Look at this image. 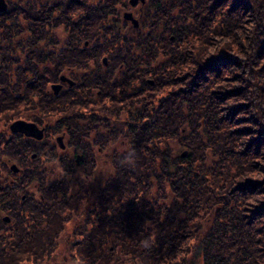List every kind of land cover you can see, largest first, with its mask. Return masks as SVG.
Returning a JSON list of instances; mask_svg holds the SVG:
<instances>
[{"label":"trees","instance_id":"1","mask_svg":"<svg viewBox=\"0 0 264 264\" xmlns=\"http://www.w3.org/2000/svg\"><path fill=\"white\" fill-rule=\"evenodd\" d=\"M6 2L0 122L67 140L0 132V264H57L70 221L62 264H264V0H146L129 37L109 23L126 0H59L52 53L39 0Z\"/></svg>","mask_w":264,"mask_h":264},{"label":"rangeland","instance_id":"2","mask_svg":"<svg viewBox=\"0 0 264 264\" xmlns=\"http://www.w3.org/2000/svg\"><path fill=\"white\" fill-rule=\"evenodd\" d=\"M23 1H25V0H23ZM145 7H146V0H143V2H140L139 0H137L134 5H132L130 3V0H126V3H124V4L119 3L114 8L116 13H117V17L114 18V20H112L113 18H111V21L109 23L111 25H114L115 27H117L124 36H128V37L132 36L140 28L139 26L141 25L140 23L142 22L143 17H144V8ZM125 14H131L132 19H135L138 22V26L133 27L132 21L124 18ZM19 21H21V25L23 27H25V22L22 19ZM54 31H55V33H53V32L52 33L54 34L56 39L52 42L53 38H51V40L49 41V44L46 45L45 47H44L43 43H41V42L34 44V45H33V43L30 45L25 44V38L28 35H31V33L27 30V27L23 28V30L21 32H19L20 35H18L16 37V39L21 41V44L23 45L24 52L29 48V46H32V45L34 47L40 46L41 48L43 47L47 50L48 49H54V50L56 49L57 50L62 46L63 41L66 40L67 33L62 26H60L59 28H57ZM14 66L15 65L13 63L12 67H14ZM73 73L74 74L76 73L75 70L73 71ZM60 74H64V71H62ZM65 74H68L67 71H65ZM16 119H18V118L17 117L14 118V120H16ZM10 123H8L7 125L5 123L3 125L2 122H0V132L6 131V133H8L9 131L7 130V128H8V125ZM5 125H6V127H5ZM104 154H105V150L101 153V155L98 156V160H100V159L102 160V162L100 163L103 167L101 169L103 171L102 174L100 173V171H101L100 170L98 172L99 178H96L94 180V182L92 180L88 181V189L90 190V192L93 193V195H94V191H95L94 188H96L98 185L100 187L101 186L100 184H101L103 177L107 173L112 171V166H111V162H110L111 156H109V158H107L105 156L106 154L105 155ZM209 161L210 160L207 158V162H209ZM8 164H9V166L11 165V163H8ZM89 203H90V201H89ZM211 219H213V218L210 215H208L207 218L205 220H203L204 225L206 226L207 223H210ZM74 225H75L74 221H70L69 224L66 226V231H65L64 235L62 236V238L60 240H58L57 250L54 253V257H53V260L56 261L57 264H62V262H64L63 259H65V257L68 255V252L66 251V245L70 244L73 240L76 239L74 235H71V232L68 233L70 228H72ZM60 251H63V252H61V256H59ZM65 263L68 264L69 261L65 262Z\"/></svg>","mask_w":264,"mask_h":264},{"label":"flooded vegetation","instance_id":"3","mask_svg":"<svg viewBox=\"0 0 264 264\" xmlns=\"http://www.w3.org/2000/svg\"><path fill=\"white\" fill-rule=\"evenodd\" d=\"M59 0H39V10L37 12V14L39 13L40 15V19L39 21L41 23H43V26H44V38L42 39L43 41V45L44 47L46 45L49 44V41L52 39V42L56 39V37L54 36L53 33H55L54 30H56L57 28H59L60 24H62V22L60 21V12H61V7L59 5V3L57 2ZM75 16V15H74ZM74 18V17H72ZM64 29L66 28V25L62 26ZM66 33H68V31L65 29ZM53 32V33H52ZM66 40H68V38H66ZM65 40V41H66ZM65 41H63V43H65ZM62 43V45H64ZM61 48H65V46H61L59 49H45L46 53H52V51L54 52H60V49ZM41 49V48H40ZM43 49V51H44ZM64 71V74H60L61 72H59V74L57 75V79H56V82L54 83H51V84H59L61 87H60V90L61 91L64 87H67V86H73L74 85V78L72 77L74 75L73 73V69L71 70L70 68H65ZM65 71H67L68 74H65ZM50 84V85H51ZM50 85H49V88H50ZM50 90V89H49ZM20 120H24L26 122H30V123H34L40 130H42V137L39 138V139H36L34 137H30V136H24L25 138H27L29 141H31L32 143H42L44 144L47 139H49V141L53 142V144L56 146V147H59L60 149H64L65 148V144H66V140H67V133L62 132V131H55V130H49L46 126L45 123L43 124H37L31 120H25V119H22V118H18ZM100 150V148H98ZM101 151V150H100ZM77 155V156H76ZM76 159L74 160L77 164H79L80 162H82V155H78L76 154ZM33 158L35 156V154L32 155ZM78 158V160H77Z\"/></svg>","mask_w":264,"mask_h":264},{"label":"water","instance_id":"4","mask_svg":"<svg viewBox=\"0 0 264 264\" xmlns=\"http://www.w3.org/2000/svg\"><path fill=\"white\" fill-rule=\"evenodd\" d=\"M136 1L137 0H130V3L134 5ZM140 1L143 2V0H140ZM5 9H6V3L4 2V0H0V12H3ZM124 18L127 20H131L133 27L138 26V22L135 19H132L131 14H125ZM60 87L61 86L59 84H54L51 86L54 94L58 93ZM9 129L13 133H21V134H24L25 136L34 137L36 139H39L42 137V130L38 129V127L34 123H28L22 120H17L11 123L9 126ZM10 168L13 172H17L18 170L14 164L11 165Z\"/></svg>","mask_w":264,"mask_h":264}]
</instances>
